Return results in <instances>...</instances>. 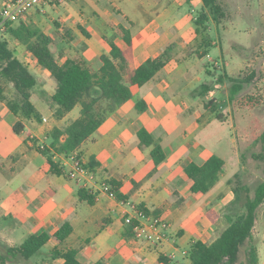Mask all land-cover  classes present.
<instances>
[{
    "label": "crops",
    "instance_id": "crops-1",
    "mask_svg": "<svg viewBox=\"0 0 264 264\" xmlns=\"http://www.w3.org/2000/svg\"><path fill=\"white\" fill-rule=\"evenodd\" d=\"M162 1L60 0L62 8L44 5L40 11L31 9L26 17L50 36V48L52 52L54 46L58 49L54 55L59 64L76 55L95 71L101 65L99 57L110 51L109 41L124 48L120 27L131 33L135 67L174 43L171 60L142 86L131 85V98L107 112L97 130L75 151L85 164L94 158L97 166L90 171L97 181L118 182L126 203L142 205L150 215L164 219L169 224L167 238L153 245L136 240L123 222L125 215L132 213L130 205L120 204L101 191L96 192L93 204H88L78 196V190L84 188L81 183L65 174L45 171L46 159L35 150L34 141L38 146L41 142L47 145V133L53 127H62L78 115L69 117L75 106L61 119L54 116L49 97L56 82L18 41L12 51L37 79L31 102L41 120L23 119L0 100V173L6 176L0 186V237L24 240L41 231L52 234L68 222L72 226L69 236L62 243L51 236L45 251L50 255L55 247L75 249L82 264L99 260L104 264H191L187 256L191 244L216 238L209 240L215 224L205 214L211 207L209 197L214 187L205 194L190 192L192 181L184 166L189 162L202 164L216 153L224 160L234 140L228 137L224 146L225 136L213 124L208 108L203 103L200 109L196 104L199 97L191 96L201 84L202 72L192 68L197 61L190 47L195 28L190 14L201 9V0ZM53 23L57 38L48 30ZM81 28L89 36L83 35ZM138 101L145 103L144 111L135 108ZM18 120L24 124L20 134L13 131ZM140 128L159 141L166 155L157 166L150 157L152 146L139 143ZM53 160L60 164L62 155L54 154ZM232 198L220 201L227 204ZM212 208L219 213L217 205ZM6 241L8 246L22 243ZM62 262L60 257L51 259V264Z\"/></svg>",
    "mask_w": 264,
    "mask_h": 264
},
{
    "label": "trees",
    "instance_id": "trees-1",
    "mask_svg": "<svg viewBox=\"0 0 264 264\" xmlns=\"http://www.w3.org/2000/svg\"><path fill=\"white\" fill-rule=\"evenodd\" d=\"M201 2V11L193 19L196 35L206 32L209 20L219 25L229 16L226 1L201 0ZM4 25L7 33L24 45L37 64L55 80L54 92L49 97L50 105L54 108V116L61 119L75 106L80 107L77 118L62 127H53L47 133L46 146L40 148L34 141L35 150L46 159L45 171L58 175L64 174V172L59 162L53 160V155H67L80 148L82 143L103 122L107 112L131 98L130 86H142L151 80L171 60L174 48V43H171L159 55L149 58L135 67L133 65L131 33L128 29L120 27L119 34L125 44L124 48L109 41L110 51L99 57L101 65L95 71L82 57L76 55L66 58L62 64H59L50 48L52 42L50 36L27 17L19 20L15 25L12 21H5ZM80 31L83 35L89 36L83 28ZM211 44L209 36H203L199 44L202 47L201 52L195 54L199 57L206 56ZM223 78L230 82L228 100L233 101L244 86L250 83L253 73L241 71L236 76H230L224 70L217 76L216 82L223 81ZM0 79L10 83L13 87L14 96L8 99L4 88L0 86V100L6 103L12 113L23 119L41 120L40 113L31 102V95L37 85V79L27 66L13 54L7 41L1 35ZM210 90V84L202 82L191 91V96L204 98ZM245 100L252 101L253 99L247 96ZM208 103L213 104V100H209ZM204 106L208 108L207 103H204ZM212 107L214 108L215 105ZM135 108L138 111H144L145 103L138 101ZM23 128L22 120H18L13 126V131L20 134ZM137 137L141 145L152 146L150 157L155 166L165 160L166 155L159 141L154 139L146 129L140 128L137 131ZM254 142L259 143L261 147V151L251 155L252 159L260 162V176L254 182L248 183L245 181L243 171L239 170L233 174L228 181L231 184L233 198L228 203L223 215L227 226L211 242L196 240L191 244L188 251V259L191 264H258V250L254 242L253 229L258 208L264 202V129ZM241 159L244 161L245 156L241 155ZM96 166L97 163L93 157H90L88 163L85 164V167L91 171ZM225 168V161L216 154H212L202 164L187 163L184 166V173L192 181L190 192L195 194L209 192L218 183ZM106 182L114 192L115 198L124 201L125 196L119 192L120 184L114 180ZM77 193L81 200L93 204L95 195H92L88 189L80 188ZM137 207L150 215L142 205ZM205 214L211 224H217L221 216L212 207L207 208ZM127 230L130 232L131 227L128 226ZM71 232L70 223L64 222L52 234L47 231L30 234L16 246L0 243V264H8L19 259L29 260L41 251L51 236L58 243H62ZM242 251L244 260L237 262ZM50 256L52 259L63 258L61 264H82L77 259L75 249L62 251L55 247ZM159 261L165 263L162 257H159ZM93 264H104V260Z\"/></svg>",
    "mask_w": 264,
    "mask_h": 264
},
{
    "label": "rangeland",
    "instance_id": "rangeland-1",
    "mask_svg": "<svg viewBox=\"0 0 264 264\" xmlns=\"http://www.w3.org/2000/svg\"><path fill=\"white\" fill-rule=\"evenodd\" d=\"M3 1L0 0V7L3 5ZM224 1H226L229 11L228 18L219 25L209 20L207 22L208 29L205 33L196 35L191 32V37L194 39L190 42V47L194 51H192V58L197 61L192 68L200 69L202 72L201 79L198 82H206L211 86V90L204 98L199 97L196 99V104L201 109L203 103H207L208 114L214 119L213 124L217 126L220 134L225 136L224 146H227L228 137L232 136L234 140L232 151H227V157H223L226 162V171L221 176L219 183L214 186L209 197V199H212L211 207L217 205L221 215L218 223L213 227L212 237L209 240L217 237L227 226V221L223 215L229 202L223 204L220 198L225 197V200H227L231 195L233 197L231 184L228 181L232 178L234 170H236L235 173L239 170L243 171L245 181L248 183L254 182L260 176V162L252 159L251 155L261 151L260 144L254 142V140L264 129V0ZM162 2L165 3L166 0ZM45 5L53 6L54 8H57V6L62 8L63 6V4L55 0H49ZM43 6L42 8H33L31 12L40 11ZM200 11V8L192 11L190 14L191 19L193 20L197 17ZM128 16L131 17L133 15L129 13ZM17 22L15 21L14 25ZM56 28L57 26L53 23V27L48 29L55 38H57V34L54 33ZM0 35L7 41L11 50L17 48V41L7 33L2 21L0 22ZM205 35L209 36L213 43L209 48L208 55L203 58L198 55L197 57L194 53L201 52L202 47L199 44ZM53 50L54 54L57 55L56 51L58 49L54 46ZM224 70L230 76H236L241 71L253 73L250 83L244 86L243 90L233 101L228 100L230 82L226 78H223L221 82H216L217 76L222 74ZM0 86L4 88V93L8 99L14 96V90L10 83L0 79ZM247 96L252 97L253 100L246 101L245 98ZM209 100H213V104L208 103ZM212 105H215V109ZM74 115H79L78 105L69 117L73 118ZM215 125L212 126L215 127ZM227 150H229L228 147ZM216 154L218 155V153ZM241 155L245 156L244 161H242ZM219 156L221 157V155ZM5 179L6 176L0 173V186L4 184ZM253 236L258 250V264H264V202L257 211ZM6 240L21 243L23 239L0 237L1 244L7 245L8 242ZM46 248L43 246L41 250L44 252H39L27 262L17 263L13 261L11 264H51L52 258L47 255ZM242 260H244L243 251L239 255L237 262Z\"/></svg>",
    "mask_w": 264,
    "mask_h": 264
},
{
    "label": "built area",
    "instance_id": "built-area-1",
    "mask_svg": "<svg viewBox=\"0 0 264 264\" xmlns=\"http://www.w3.org/2000/svg\"><path fill=\"white\" fill-rule=\"evenodd\" d=\"M49 0H4L0 7V17L2 22L19 21L26 18L28 12L33 8H42ZM60 1V0H55ZM46 146L45 142L39 144L40 148ZM59 155V154H57ZM63 162L60 163L63 172L68 178L78 181L82 186L96 194L97 191L105 193L110 198H115L114 192L109 184L104 181H97L93 172L85 167V163L81 157L75 152L62 155ZM120 204H128L132 213H127L123 222L131 227L134 238L146 244H155L158 240L167 238V229L169 224L159 216L147 215L142 209H138L136 205L117 200Z\"/></svg>",
    "mask_w": 264,
    "mask_h": 264
}]
</instances>
